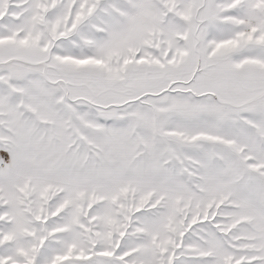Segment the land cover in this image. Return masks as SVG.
I'll use <instances>...</instances> for the list:
<instances>
[{
  "label": "snow or ice",
  "instance_id": "6c2138e0",
  "mask_svg": "<svg viewBox=\"0 0 264 264\" xmlns=\"http://www.w3.org/2000/svg\"><path fill=\"white\" fill-rule=\"evenodd\" d=\"M0 264H264V0H0Z\"/></svg>",
  "mask_w": 264,
  "mask_h": 264
}]
</instances>
